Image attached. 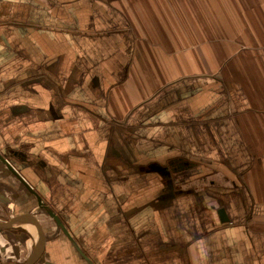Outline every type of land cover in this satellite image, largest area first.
Segmentation results:
<instances>
[{"label": "crops", "instance_id": "obj_1", "mask_svg": "<svg viewBox=\"0 0 264 264\" xmlns=\"http://www.w3.org/2000/svg\"><path fill=\"white\" fill-rule=\"evenodd\" d=\"M0 264H264V0H0Z\"/></svg>", "mask_w": 264, "mask_h": 264}, {"label": "water", "instance_id": "obj_2", "mask_svg": "<svg viewBox=\"0 0 264 264\" xmlns=\"http://www.w3.org/2000/svg\"><path fill=\"white\" fill-rule=\"evenodd\" d=\"M4 160H6V162L9 164V162L7 161V159H4ZM7 166H8V169H9L14 175H16L20 180H23V179H21L22 177H20V175H19L16 171H14L13 167H12L10 164L7 165ZM11 167H12V168H11ZM23 181H24V180H23ZM218 213H219V215H220V218H221L223 221H226V220H227V217H226V215H225L223 209H219V210H218Z\"/></svg>", "mask_w": 264, "mask_h": 264}]
</instances>
